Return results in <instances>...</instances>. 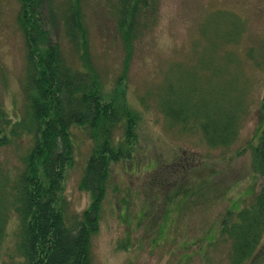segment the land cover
Segmentation results:
<instances>
[{
	"label": "rangeland",
	"instance_id": "rangeland-1",
	"mask_svg": "<svg viewBox=\"0 0 264 264\" xmlns=\"http://www.w3.org/2000/svg\"><path fill=\"white\" fill-rule=\"evenodd\" d=\"M50 29L68 63L83 62L66 33L71 0H45ZM132 39L119 27V0H78L92 70L106 101L125 102L138 116L137 145L129 160L112 164L91 240V264H230L233 240L223 221L251 207L262 187L253 167L254 147L264 129V0H148ZM17 0H0V107L15 124V137L0 147V177L11 183L33 146L23 92L26 51ZM238 25L235 41L219 37ZM231 54L229 61L227 55ZM237 77L240 130L227 147H209L198 129H184L164 114L170 86L177 88L205 67ZM74 160L66 169L62 199L66 225L81 220L92 194L80 182L97 145L89 130L73 127ZM122 122L113 133L118 146ZM17 218L8 227L0 264L15 254ZM245 264H264V234Z\"/></svg>",
	"mask_w": 264,
	"mask_h": 264
},
{
	"label": "trees",
	"instance_id": "trees-1",
	"mask_svg": "<svg viewBox=\"0 0 264 264\" xmlns=\"http://www.w3.org/2000/svg\"><path fill=\"white\" fill-rule=\"evenodd\" d=\"M26 66L23 92L30 114L33 146L24 169L11 183L0 177V261L8 227L17 218L15 254L18 264H91V240L98 232L112 164L129 160L137 145L138 116L123 102L106 101L100 78L92 70L82 12L78 0L65 11L66 33L83 62V71L68 65L47 17L45 0H17ZM148 0H119V27L132 39ZM238 25L219 37L235 41ZM230 61L232 56L228 54ZM204 82L190 73L177 88L170 86L163 100L165 116L184 129H198L209 147H227L240 130L241 100L234 93L238 78L226 68L206 64ZM125 122L121 143L113 142L114 130ZM15 124L0 107V147L15 137ZM81 127L97 145L80 182L92 194V203L81 220L66 225L62 199L66 169L74 160L72 128ZM253 167L262 177L255 203L239 213L230 212L222 232L233 240L230 264H245L264 234V129L254 147ZM5 264V263H4Z\"/></svg>",
	"mask_w": 264,
	"mask_h": 264
}]
</instances>
